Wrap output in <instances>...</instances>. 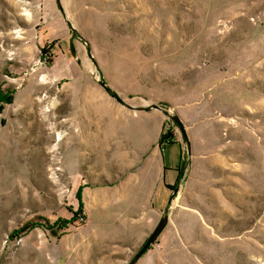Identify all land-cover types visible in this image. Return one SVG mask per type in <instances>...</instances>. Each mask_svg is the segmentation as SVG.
<instances>
[{"label":"rangeland","instance_id":"rangeland-1","mask_svg":"<svg viewBox=\"0 0 264 264\" xmlns=\"http://www.w3.org/2000/svg\"><path fill=\"white\" fill-rule=\"evenodd\" d=\"M0 89V264H264V0H0Z\"/></svg>","mask_w":264,"mask_h":264},{"label":"crops","instance_id":"crops-1","mask_svg":"<svg viewBox=\"0 0 264 264\" xmlns=\"http://www.w3.org/2000/svg\"><path fill=\"white\" fill-rule=\"evenodd\" d=\"M158 171L160 174L158 176H152V175H141V191H142V197L144 196V200L142 202V215L133 221L134 223H137L141 226H144V223H146V226H148L149 223V212L147 210H144L146 206H149L148 204V199H149V193L151 188H155L157 194H164L169 191L173 183L176 181L178 177V168L175 166V163H170V164H163L159 165ZM155 183L157 185H155ZM152 184V187H150ZM155 186V187H154ZM138 188V187H137ZM136 189V188H135ZM156 199V198H155ZM156 201V206L158 208V202ZM147 211V212H146Z\"/></svg>","mask_w":264,"mask_h":264},{"label":"water","instance_id":"water-1","mask_svg":"<svg viewBox=\"0 0 264 264\" xmlns=\"http://www.w3.org/2000/svg\"><path fill=\"white\" fill-rule=\"evenodd\" d=\"M101 84L105 86V88L110 91V89L105 85V83L102 81ZM117 100H121L119 96H117L115 93H112ZM156 106V105H154ZM172 118L176 121V123L183 129V125L179 118L175 115H172ZM173 197V194L170 196L168 203L171 201ZM167 214H164L158 224L155 226V228L152 230V232L147 236V238L144 240L143 244L140 246L139 250L135 253L134 257L130 261L129 264H133L146 250L147 248L151 245L153 240L156 238V236L161 232L163 227L165 226V223L167 222Z\"/></svg>","mask_w":264,"mask_h":264},{"label":"trees","instance_id":"trees-1","mask_svg":"<svg viewBox=\"0 0 264 264\" xmlns=\"http://www.w3.org/2000/svg\"><path fill=\"white\" fill-rule=\"evenodd\" d=\"M8 99H9L8 96H6L5 94H3L2 90L0 89V102L1 101H5V100H8ZM163 138H164V136L162 135L161 136V139H163ZM165 142L172 143V141H170V140L169 141H165Z\"/></svg>","mask_w":264,"mask_h":264}]
</instances>
